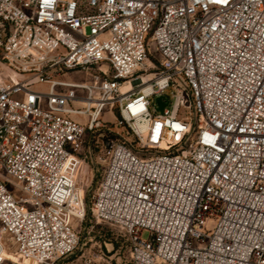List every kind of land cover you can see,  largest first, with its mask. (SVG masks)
<instances>
[{
	"label": "built area",
	"instance_id": "obj_1",
	"mask_svg": "<svg viewBox=\"0 0 264 264\" xmlns=\"http://www.w3.org/2000/svg\"><path fill=\"white\" fill-rule=\"evenodd\" d=\"M0 67V264L77 251L94 148L133 264H264V0H0Z\"/></svg>",
	"mask_w": 264,
	"mask_h": 264
},
{
	"label": "rangeland",
	"instance_id": "obj_2",
	"mask_svg": "<svg viewBox=\"0 0 264 264\" xmlns=\"http://www.w3.org/2000/svg\"><path fill=\"white\" fill-rule=\"evenodd\" d=\"M0 70L2 68L0 67ZM4 72L11 73V71L5 67ZM2 71V72H3ZM11 75L16 79L15 75ZM66 79H73L76 81H87L89 79L88 74L84 72H74L65 75ZM40 88H46L40 86ZM102 119L106 127H109L122 136L125 140L137 145L134 137L130 133L129 129L124 125H117L115 117L105 111ZM87 152V150L85 151ZM107 162L101 158L99 149H93V154L90 156L88 162H85L80 170L79 183L86 190L87 210L86 216L82 223L77 224V229L80 232V246L77 251L55 264H133L128 247L127 236L119 227L98 221L92 212L91 196L96 192L102 176L105 172ZM143 238L149 237V232L145 231L142 234ZM7 240V237H5ZM4 257L3 264H37L27 258H21L16 252L14 245L8 240L5 244L4 251L2 253ZM91 259V262H88Z\"/></svg>",
	"mask_w": 264,
	"mask_h": 264
},
{
	"label": "water",
	"instance_id": "obj_3",
	"mask_svg": "<svg viewBox=\"0 0 264 264\" xmlns=\"http://www.w3.org/2000/svg\"><path fill=\"white\" fill-rule=\"evenodd\" d=\"M157 103H158V105H159L157 109H158L159 111H162V110H163V106H164V104L162 103V97H158V98H157Z\"/></svg>",
	"mask_w": 264,
	"mask_h": 264
},
{
	"label": "bare ground",
	"instance_id": "obj_4",
	"mask_svg": "<svg viewBox=\"0 0 264 264\" xmlns=\"http://www.w3.org/2000/svg\"><path fill=\"white\" fill-rule=\"evenodd\" d=\"M5 248V247H4ZM3 251H4V249H3ZM3 253V252H2ZM4 258V257H3ZM28 259V258H27ZM29 260H31V259H29ZM32 262H34V263H36L35 261H33V260H31Z\"/></svg>",
	"mask_w": 264,
	"mask_h": 264
},
{
	"label": "trees",
	"instance_id": "obj_5",
	"mask_svg": "<svg viewBox=\"0 0 264 264\" xmlns=\"http://www.w3.org/2000/svg\"><path fill=\"white\" fill-rule=\"evenodd\" d=\"M135 139V138H134ZM135 141H136V139H135ZM133 145V144H132ZM89 197V196H88ZM88 197H87V199H88Z\"/></svg>",
	"mask_w": 264,
	"mask_h": 264
}]
</instances>
